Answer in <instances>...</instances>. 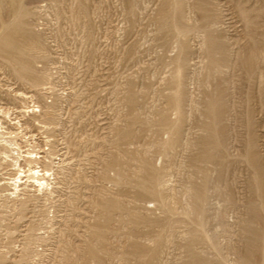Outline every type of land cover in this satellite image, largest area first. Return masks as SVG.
I'll list each match as a JSON object with an SVG mask.
<instances>
[{"label": "rangeland", "instance_id": "374dc122", "mask_svg": "<svg viewBox=\"0 0 264 264\" xmlns=\"http://www.w3.org/2000/svg\"><path fill=\"white\" fill-rule=\"evenodd\" d=\"M0 264H264V0H0Z\"/></svg>", "mask_w": 264, "mask_h": 264}]
</instances>
